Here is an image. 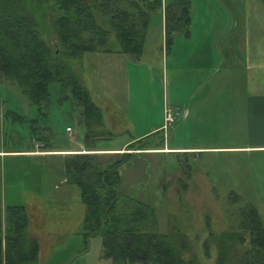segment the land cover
I'll use <instances>...</instances> for the list:
<instances>
[{
  "label": "rangeland",
  "instance_id": "obj_1",
  "mask_svg": "<svg viewBox=\"0 0 264 264\" xmlns=\"http://www.w3.org/2000/svg\"><path fill=\"white\" fill-rule=\"evenodd\" d=\"M195 1L205 8L215 4L214 0ZM263 8L257 13L252 6L264 35ZM55 17L56 8L52 7L41 29L52 48L58 47L51 29ZM150 20L141 59L87 53L69 62L102 113V126H93L90 133L81 121L82 108L69 97L62 100L64 94L57 82L49 85L48 104L38 109L15 81H3L0 151L32 149L35 142L51 149H74V155L94 154L84 148L88 144L94 149L120 148L147 128L145 122L155 123L149 127L163 126L159 106L177 110L179 116L172 128L163 132V145L157 149L155 145V153L138 154L129 148V142L117 155L95 153V162L102 166L121 160L120 154L133 155L120 169L119 193L153 208L158 232L167 235L178 249L181 244L185 246L182 254L187 262L240 264L248 249L247 242L238 239L244 235L238 227L243 209H254L264 226V155L226 152L186 156L165 149L226 142V121L215 108L231 96L238 100V93L223 91L230 84H238V78L218 66L221 59L214 40L225 33L228 23L224 25V16L215 10L199 11L189 29L191 40L180 33L174 35L172 53L161 55L160 12L152 13ZM162 31L164 35V26ZM107 48L119 49L114 36ZM260 72L262 78L251 71V87L264 84V71ZM140 100L150 104L154 116L141 115L137 109ZM137 112L141 117H136ZM185 113H189L187 118ZM238 120L235 117L236 126ZM159 136L155 135L153 143L160 141ZM37 164L21 156H7L0 163L3 209L24 206L27 233L39 245L33 264H111L102 258L101 237L82 234L85 208L78 188L65 183L66 177L61 179L57 171L49 172L45 162Z\"/></svg>",
  "mask_w": 264,
  "mask_h": 264
},
{
  "label": "trees",
  "instance_id": "obj_2",
  "mask_svg": "<svg viewBox=\"0 0 264 264\" xmlns=\"http://www.w3.org/2000/svg\"><path fill=\"white\" fill-rule=\"evenodd\" d=\"M264 6V0H260ZM56 8L52 33L57 48L42 37L46 13ZM162 9V0H0V84L15 81L38 109L49 101V85L57 82L62 100L82 108L86 132L102 126V113L69 65L87 53H119L140 58L150 15ZM190 0H174L164 11V36L170 46L173 36H189ZM114 36L119 49H108ZM17 116V115H16ZM19 119L23 118L17 116ZM35 123V121H34ZM160 137L158 143L152 139ZM161 130L145 136L129 148L138 154L162 147ZM86 138V134H85ZM47 146V144H44ZM89 151L92 144L84 146ZM153 147V149H152ZM164 153V152H162ZM95 154L70 155L64 160L67 183L78 188L85 214L81 222L84 237L100 236L102 258L111 264H193L157 230L154 210L143 201L119 193L120 169L133 155L120 154L121 160L99 165ZM247 242L240 264H264V226L257 212L245 208L238 226ZM24 206H2L0 178V264H33L39 245L29 237Z\"/></svg>",
  "mask_w": 264,
  "mask_h": 264
},
{
  "label": "crops",
  "instance_id": "obj_3",
  "mask_svg": "<svg viewBox=\"0 0 264 264\" xmlns=\"http://www.w3.org/2000/svg\"><path fill=\"white\" fill-rule=\"evenodd\" d=\"M210 1V0H208ZM215 4L211 7H200L196 4L197 1L190 0V28H193V18L198 16L199 11L206 13L215 10L216 13H221L224 16V25H226L225 33L220 37L215 38V45L219 46L218 52L220 54L221 64L228 73L234 74L238 78V84H230L223 91L230 94L238 93V100H235L231 96L228 102H220L216 104V112L220 117H223L226 121L227 136L226 142L204 144L199 146H185L178 148H167L169 153H180L184 155L194 154L199 156L202 154H213V153H235L242 155H252V154H263L264 155V84L251 87L248 82V77L251 71H253V76H260L262 78L260 71H264V35L261 31V27L255 22L258 21L255 18V13L252 6L257 8V13H259L262 8V3L260 0H214ZM174 0H162V9L158 12L161 14V20L159 22L160 32H161V48L160 54L162 55L172 53V47H167L165 43V36L163 35L162 27L164 26V11L165 8L172 4ZM262 5V6H261ZM264 9V8H263ZM206 11V12H205ZM264 11V10H262ZM151 26V20L149 19L148 29L146 33V38L144 41L143 51L145 49V44L149 38L148 32ZM187 39L191 40L190 33L186 36ZM186 39V40H187ZM188 41V40H187ZM165 44V46H164ZM259 46V48L257 47ZM258 48V49H257ZM142 51V53H143ZM111 56L123 57L126 55L119 53H109ZM142 56V55H141ZM141 56L139 59H141ZM138 59V60H139ZM137 60V61H138ZM139 63V61H138ZM217 66V67H218ZM148 73V72H147ZM146 74V73H144ZM149 75V74H148ZM232 83L235 82L233 79ZM201 86V85H199ZM204 87V85H203ZM201 87V88H203ZM246 94V96H245ZM236 101H240L237 102ZM147 104V105H146ZM161 105V104H160ZM141 111V115H151L150 104L145 103V101H139L137 104V109ZM163 105L159 112L163 117ZM178 112L177 110H173ZM210 112V111H209ZM179 114V113H178ZM141 115L137 112L136 117L139 118ZM189 116V113H185V118ZM235 117L239 118L238 124L236 126ZM143 122L146 121L144 118ZM147 125L141 129V132L131 141L126 142L120 148L112 149H86V151L91 153H97L98 155L103 154H114L117 155L121 153L122 148L129 142L133 143L145 136H149L161 129V127H149L154 126L155 123L152 121L145 122ZM235 123V124H234ZM220 127L218 124H214ZM68 130V129H67ZM74 149H51L50 146L41 145L35 142L32 149L19 150V151H0V163L7 156H21L27 159H32L34 165L37 163L45 162L49 172L54 171L62 176L66 177L64 160L70 155H74ZM85 151V150H83ZM147 155L155 153L153 151L144 152ZM78 155V154H76ZM256 158V157H255ZM255 163V162H254ZM57 171V172H56ZM67 183V182H65ZM34 197H39L33 193H29Z\"/></svg>",
  "mask_w": 264,
  "mask_h": 264
},
{
  "label": "built area",
  "instance_id": "obj_4",
  "mask_svg": "<svg viewBox=\"0 0 264 264\" xmlns=\"http://www.w3.org/2000/svg\"><path fill=\"white\" fill-rule=\"evenodd\" d=\"M178 116V112H173L169 109H165L163 113V126L161 129L164 132H167L172 127V124Z\"/></svg>",
  "mask_w": 264,
  "mask_h": 264
}]
</instances>
